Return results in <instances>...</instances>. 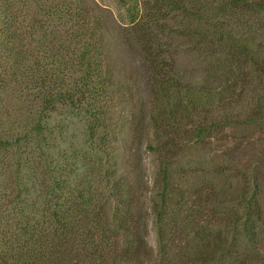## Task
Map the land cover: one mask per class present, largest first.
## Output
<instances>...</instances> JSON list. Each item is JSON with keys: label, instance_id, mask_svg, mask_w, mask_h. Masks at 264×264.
Instances as JSON below:
<instances>
[{"label": "trees", "instance_id": "obj_1", "mask_svg": "<svg viewBox=\"0 0 264 264\" xmlns=\"http://www.w3.org/2000/svg\"><path fill=\"white\" fill-rule=\"evenodd\" d=\"M157 1L160 4L157 2L156 8H160L162 14H166L165 9L161 8L163 2L189 15L196 12L194 8L187 7L185 0ZM43 2L0 0V111L5 110V113L0 112V116L25 117L20 134L0 138V152L9 153L11 150L14 155L11 157L16 158L15 172L7 176L10 189L0 206V264H143V234L147 230L145 219L143 223L134 219L133 215L128 214L129 205L119 200L122 186L115 181L116 172L104 169L110 155L106 156L105 162L101 156L90 154L93 157L85 166H76L81 159L74 151L69 152L72 146L65 144L64 127L52 124L55 116L65 113L87 116L89 145L99 150L106 146V137L99 141L96 138L98 130L107 127L104 112L109 105L105 96L112 86L111 82L100 85L109 62L103 53V41L99 43L98 37L111 32L109 23L106 21V26L101 15L86 0H53L45 5ZM17 3L26 8L25 13L13 8ZM241 4L253 8L264 7V2L259 6L245 0H210L205 1L203 7L229 14ZM31 7L37 8L36 14L41 17L33 19L31 24H24L30 17L27 12ZM258 9L264 11V8ZM201 12L199 7L196 16ZM143 19L142 23H135L133 32L138 36L136 48L141 56L139 65L146 67L145 76L155 97L149 122L155 135V145L149 147H154L152 150L164 164L159 170L158 200L154 201L153 211L161 262L171 264L173 260L168 250L176 244L172 234H176L178 227L170 216L173 215L174 205H179L177 200L183 196L173 181L167 161L181 154L184 142L177 139L181 133L180 126L172 125V122L178 118V114L186 112L193 101L191 87L178 80L175 62L166 60L158 36L152 31L149 23L156 20L155 16L149 13L147 19ZM53 20L65 21L66 28L61 26L55 29L52 27ZM48 27L53 28L49 32L55 35L54 39L60 45L50 51L31 49L37 44L36 38H46ZM229 33L225 34L227 38H230ZM209 35L222 37L221 25L213 24L210 34L203 36V42ZM235 47L245 55L242 62L240 56L228 60L232 64L234 62L235 67L245 70L247 65L253 67L264 63L261 59L264 47L254 39L252 42L245 40L237 43ZM67 55H70L69 59ZM12 71L10 75L8 72ZM16 71L21 72V77ZM73 71L79 75L73 74ZM234 72L230 74L229 81L232 80L233 84L230 90L227 89V97L232 95L231 90L236 91L237 88ZM224 88L218 86L214 91L220 96L219 101L225 100L221 94ZM181 96L185 101L181 100ZM4 97L8 100L6 104L3 103ZM10 98L23 106L12 105ZM98 100L101 101L96 104ZM102 101L106 103L102 104ZM173 102L174 108L167 109L166 105ZM214 126L203 125L193 131H185V142L192 139L199 141L213 132ZM165 132L170 134L169 137L160 135ZM52 136H56V141L63 142L62 145L69 151L64 147L57 151L56 141L49 145L48 140ZM7 160L8 155L1 159L0 164H5ZM92 179H97L102 191L91 184ZM14 186L17 197L14 196ZM112 201L116 202L114 206L110 204ZM235 206L237 208L221 213L214 209L209 214L197 211L193 223H197V230L206 232H209L212 220L221 229L231 226L237 229L239 226L249 241L256 243L264 225L262 208L247 191L235 201ZM205 214H208V218H205ZM37 216L43 220L34 219ZM167 217L170 223L165 222ZM221 229L217 232L219 235ZM184 253L182 249L177 251V264H207L202 263L204 256L196 250L190 255ZM216 255L218 262L225 264L227 251L222 249Z\"/></svg>", "mask_w": 264, "mask_h": 264}, {"label": "rangeland", "instance_id": "obj_2", "mask_svg": "<svg viewBox=\"0 0 264 264\" xmlns=\"http://www.w3.org/2000/svg\"><path fill=\"white\" fill-rule=\"evenodd\" d=\"M185 1L187 7L194 8L196 12L200 7L201 13L205 12L204 15L200 13L201 18H198L196 12L189 15L186 11L171 8L164 2L161 8L165 9L166 14H162L160 8H156L160 4L157 0H86L101 15L102 21L105 24L106 21L109 23L111 30L106 36L98 37L99 43L103 41L101 43L103 53L109 62L100 85H108L111 82L112 89L105 96L109 105L104 112L107 127L98 130L96 139L99 141L106 137L107 144L100 150L89 145L87 133L89 118L71 113L55 116L52 122L53 125L64 127L62 129L65 144L67 147L72 146L71 150L64 147L63 142L56 141V136H52L48 144L52 145L56 141L57 151L64 148L72 153L74 151L81 159V162H76L78 167L85 166L96 155L107 162L106 156L110 155L104 169H113V172H116L115 181H119V185L122 186V197L119 200L125 202L124 205H129L128 214L133 215L134 219H139L141 223L145 219L147 230L143 234L145 241L143 264H162L153 207L154 201L158 200L156 194L161 179L159 170L164 164L159 155L152 150L154 147H149L155 145L153 143L155 135L149 125L152 101L155 97L145 76L147 69L139 65L141 56L136 48L138 36L133 32L135 23H142L145 20L143 18L147 19V14L151 13L156 19L149 23L152 25V31L158 36L166 60L175 62L177 71L175 75L178 80L191 87L193 101V105L186 112L178 114V118L172 122V125L180 126L181 133L177 135V139H183L184 142L181 154L167 161L168 170L173 174V181L183 196L177 200L179 205H174L173 215L170 216L178 227L176 234H172L176 244L168 250L173 260L171 264H177L179 249L186 255L196 250L204 256L202 263L207 264H221L216 254L222 249L228 253L225 264H264V225L257 242L253 243L239 226L237 229L233 226L221 229L222 227L212 220V226L209 232H206L197 230V223H193V216L197 211L209 214L213 209L221 213L237 208L235 201L244 191L254 197L264 212V63L253 67L247 65L244 70L239 66L235 67L234 62L232 64L228 61L235 56H240L241 62L245 59V55L235 47L237 43L245 40L252 42L254 39L264 47V11L258 9L264 7L253 8L241 4L228 14L218 12L215 8L205 10L203 7L205 1L210 0ZM245 1L259 6L264 2ZM49 2L53 0H44L43 3L45 5ZM13 8L22 13L26 11L20 3ZM37 10L35 7L28 9L30 17L24 24H31L33 19L41 17L36 14ZM53 21L52 27L55 29L61 26L66 28L65 21ZM213 24L221 25L223 36L216 38L209 35L206 42H203V36L210 34ZM52 27L47 28L46 38H36L37 44L31 49L44 48L50 51L60 45L55 41V35L49 32ZM228 32L230 38L225 36ZM261 57L264 62V51ZM232 72L236 75L237 88L236 91L231 90L232 95L228 98L227 89L230 90L233 84L232 80L229 81ZM8 73L12 75L13 71ZM16 74L21 77V72L16 71ZM75 75L78 76L79 73ZM7 77L10 79L8 74ZM218 86L225 87L221 93L225 98L223 101H219L220 96L214 93ZM257 88L258 92L254 91ZM6 98L3 99L4 104L8 101ZM180 98L184 99L183 96ZM100 101L98 100L96 104ZM10 102L12 105L17 104L15 99L10 98ZM105 103L102 101V104ZM17 106L21 108L23 105ZM173 106L174 102L166 105V108L173 109ZM3 112L5 113L4 108ZM24 120L25 117L14 118L11 115L8 118L4 114L1 115L0 138L20 134L22 126L25 125ZM203 125L216 126L213 132H209L199 141L192 139L185 142L183 136L185 131H193ZM160 135L169 137L170 134L165 132ZM6 155L8 160L5 164H0V183L5 181L0 184V206L3 205L10 189L7 176L10 172H15L16 158L11 157L14 156L11 150L9 153L1 151L0 161ZM90 182L102 191L97 179ZM13 191L17 197L15 186ZM110 204L114 206L116 202L112 201ZM208 214L204 215L205 218H208ZM262 217L264 223V213ZM168 218L165 222L170 221ZM34 219L43 220L41 216ZM219 229L221 235L218 234Z\"/></svg>", "mask_w": 264, "mask_h": 264}]
</instances>
